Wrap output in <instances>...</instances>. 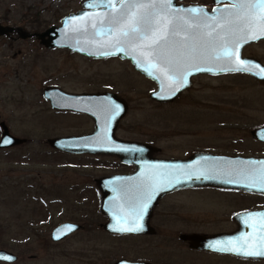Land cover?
<instances>
[{
	"label": "flooded vegetation",
	"instance_id": "flooded-vegetation-1",
	"mask_svg": "<svg viewBox=\"0 0 264 264\" xmlns=\"http://www.w3.org/2000/svg\"><path fill=\"white\" fill-rule=\"evenodd\" d=\"M176 3L183 6H199L212 12L216 8L231 7L234 2L176 0ZM33 9L34 5L29 6L25 11L27 13L22 17V25H17L12 22L6 0H0V104L11 100L12 71L27 70L41 63L43 56L54 54L55 50H64L73 56L94 62L118 60L127 63L133 74L151 84L152 89L148 97L155 106H170L183 99L188 103L202 104L201 97L186 95L194 87L196 79L205 77H241L249 84V88L255 86L264 92V38L245 45L241 51L242 58L254 60L253 63L261 68L263 74L259 78L239 72L196 75L190 79L189 87L173 101L163 103L150 99L151 93L157 90V85L137 72L127 60L117 57L94 59L67 49H53L43 45L36 34L44 30L35 29L40 25L41 14L32 13ZM256 47H261L259 53L254 50ZM82 84H91L90 87L95 89L77 92L50 85L43 88L42 97L44 98V90L49 88L58 90H55L58 94L61 91L72 95H105L100 102H105L108 108L110 106L112 115L117 117L122 108L126 116L130 108L129 100L118 82ZM44 100L50 105L48 99ZM101 103L93 108L95 113L101 111L104 106ZM248 107V111L242 116L238 114L235 117L233 113L228 112L222 120L214 113L185 114L191 117L187 128L145 130L136 132L134 138L118 134L125 118L123 116L112 126V135L94 140V143L101 141V144L75 150L83 149L85 152L95 153L75 154L71 153V150H56L48 144V140L53 138L47 139L48 146L55 153L81 159L74 163L77 168L85 170L80 171L79 182L65 185L67 194L71 192L74 195L67 199L73 200L76 207H84L86 202H95L96 208L92 211L95 218H98L91 221L89 219L87 225L73 219L56 224L54 228L70 223L77 225L78 229L53 243L60 244L79 236L80 233H90V228L95 226L106 239L117 244L127 243L137 249L133 258L128 259L126 255H122L113 264L120 260L146 264H264V256H244L235 252L217 251L210 247L247 237L250 241L248 250H264V240L259 239L264 235V229L261 228L264 221L259 217L249 219L248 216L249 213H264V194L257 190L262 187L259 169L261 162H264V112L251 113L250 102ZM53 111L56 114L83 117L95 128V121L87 113L72 109ZM236 119H244L243 124L235 122ZM6 130L13 136L7 124L1 121L0 139ZM93 131L56 136L55 139L88 136ZM165 136L172 137H168L167 144H161L160 139ZM20 140L21 144L0 149V153L7 154L6 158L10 160L9 152L25 145L26 140ZM73 167L75 168L74 165ZM210 172L216 177L205 179L203 176L209 175ZM228 180L231 182L226 183ZM162 184L166 186L162 187ZM250 184L254 186L246 187ZM56 190L60 191L59 184ZM58 199L57 197L55 200ZM109 216L115 217L112 219L114 225L111 226L114 231L108 229L111 222ZM39 224L40 221L36 226ZM137 225L141 231L125 233L116 230ZM37 227L34 232L38 231ZM192 238L201 239L196 242ZM215 238L216 241L212 240ZM232 246L237 245L234 243Z\"/></svg>",
	"mask_w": 264,
	"mask_h": 264
},
{
	"label": "rangeland",
	"instance_id": "rangeland-1",
	"mask_svg": "<svg viewBox=\"0 0 264 264\" xmlns=\"http://www.w3.org/2000/svg\"><path fill=\"white\" fill-rule=\"evenodd\" d=\"M83 1L6 0L12 22L17 25H22L26 9L34 5L32 13L41 14L40 25L35 27L39 31L59 26L60 19L79 11ZM260 49L254 48L258 53ZM129 71L130 66L118 60L94 62L64 50L43 56L41 63L27 70L12 71L11 100L0 104V122L4 121L10 133L26 143L9 152L10 160L0 153V249L17 255L14 264H113L122 255L131 259L137 253L127 243L117 244L101 236L95 226L90 233H80L60 244L51 241L52 229L62 221L73 219L87 225L89 219L98 218L93 213L95 202L76 207L67 199L74 195L67 194L65 185L79 182V173L85 170L74 163L81 159L55 153L47 139L93 131L94 127L83 117L56 114L42 97L43 88L58 85L78 92L95 89L82 82H118L130 105L118 134L127 138L145 130L187 128L191 117L185 114L214 113L221 120L228 112L242 116L249 109L248 102L251 113L264 112V92L255 86L249 88L241 77L196 79L186 96L201 97L202 104L183 99L170 106H155L148 97L151 84ZM235 122L243 124L244 119ZM168 137L172 136L161 138V144H167ZM58 184L60 191L56 190ZM36 227L38 231L34 232Z\"/></svg>",
	"mask_w": 264,
	"mask_h": 264
},
{
	"label": "water",
	"instance_id": "water-1",
	"mask_svg": "<svg viewBox=\"0 0 264 264\" xmlns=\"http://www.w3.org/2000/svg\"><path fill=\"white\" fill-rule=\"evenodd\" d=\"M231 2H235V0H230ZM111 2L115 5V8H108L105 5L107 4V0H104V3L99 7H88L89 3L97 4L100 3V0H84L81 4V9L75 13H70L60 20L59 26H51L47 28L42 33L36 34L40 39L41 43L48 48L53 49H67L73 53H78L86 57L94 58V59H102V58H119L121 60H127L131 63L134 69L144 75L146 78L152 80L157 85V90L150 95V99L158 101V102H170L173 101L180 93H182L187 87L190 85V79L193 76L200 74H208V75H220L225 73H232L236 71H220L221 67H228L224 64L222 60H216L214 58L203 59L197 61V66L200 69H205L201 71H197L196 68H189L188 72L191 73L186 75V82H181L179 78L174 80H169L161 75L159 71L155 68H150L149 64L146 62L145 58L140 55L141 49L137 44H124L121 43L117 45L114 39V33H109L108 29L110 25L108 24L109 14H116L121 10V2L122 0H111ZM159 4H167V0H157ZM191 8H199L203 11L199 14H191L188 12V9ZM215 10V11H214ZM212 12H208L202 7L199 6H183L181 4H177L176 0H171V3L168 4L167 8L162 11L158 8L157 11L160 12V15L167 16L169 20H174L178 24H183L185 21L192 25L193 27L196 23L208 24L212 25L217 20L225 15L231 7H221L216 8ZM88 13L91 19L82 18L81 14ZM203 13H207L208 15L205 17ZM194 15L197 17L194 19ZM73 17L76 19L74 20ZM103 19L105 23L101 25L99 21ZM96 21V28L92 27V22ZM86 27V31L83 29ZM205 31H212L211 27L205 28ZM215 31H219L216 29ZM96 32H102L101 35H95ZM185 33L181 31L180 37L177 39H181ZM264 37H261L262 39ZM260 39L250 41L249 43L243 44L239 49V59L250 62L251 71H241L239 73H249L258 77L263 74V71L260 67L255 65L254 60L250 61L248 59L242 58L241 51L242 48L250 44L252 42H256ZM119 48H123V51H119ZM107 52L109 55H102V53ZM153 64H156L157 67H161L156 60L152 61ZM148 69V71H145ZM206 69H211L210 71ZM157 76H160L161 79H156ZM56 89H45L43 92V96L45 99L50 101V105L53 109H72L78 112H84L90 115L95 121V128L91 135L82 136V137H68L61 139H50L48 140V144L51 148L61 151L71 150V153L82 154V153H95V152H85V150L81 149L79 151H75L80 148H87L92 145H99L101 141L95 142L94 140L101 136L112 135V126L115 122L122 118L125 114V111L120 108L118 111L117 117L113 116L111 110L108 108V105L105 102H100L101 98H104L105 95H72L66 94L64 92L59 91L60 93H55ZM58 90H56L57 92ZM103 100V99H102ZM105 101V100H104ZM102 104L101 111L95 113L93 108L96 105ZM10 140L11 142L0 143V149L13 147L22 143V140L15 138L7 132H4V135L1 137L0 141ZM132 145H135L127 143ZM126 148V146H125ZM136 150V149H134ZM209 175H204L205 179H213L216 175L211 172ZM208 176V177H207ZM166 186L162 184V187ZM164 191V189H163ZM112 207V206H111ZM111 222L108 225V229L110 231H114L111 229V226L114 225L112 219L115 217L109 216ZM70 229V230H69ZM78 229L77 225L64 223L54 228L50 233V239L52 242L58 241L65 236L69 235L71 232ZM126 233V232H125ZM128 233V232H127ZM199 238V237H197ZM192 238L194 241H199L200 239ZM216 241L217 239H212ZM211 241V239L209 240ZM18 260L17 256L13 253H10L6 250L0 249V263L12 264ZM115 264H146V263H134L127 260H120Z\"/></svg>",
	"mask_w": 264,
	"mask_h": 264
},
{
	"label": "snow or ice",
	"instance_id": "snow-or-ice-1",
	"mask_svg": "<svg viewBox=\"0 0 264 264\" xmlns=\"http://www.w3.org/2000/svg\"><path fill=\"white\" fill-rule=\"evenodd\" d=\"M104 3H89L88 7H99ZM167 4H159L157 0H122L121 10L116 14H109L108 32L114 33L117 45L137 44L141 49L140 55L145 58L150 68H155L162 76L169 80L179 78L181 82H186V75L189 68H196L197 71L205 70L197 66V61L214 58L222 60L228 67H221L220 71H251L250 62L239 59V49L243 44L249 43L264 37V0H235L225 15L212 25L206 23H196L193 27L186 21L178 24L174 20H169L167 16L160 15L157 11L167 8ZM108 8H115L111 0H107L105 5ZM203 10L199 8L188 9L191 14H199ZM215 11V10H214ZM206 17L208 14L203 13ZM82 18L91 19L88 13L81 14ZM197 17L194 15L193 17ZM75 20L76 18L73 17ZM101 25L105 23L103 19L99 21ZM92 27L96 28V21L92 22ZM211 27L212 31H205ZM219 29V31H215ZM86 31V27L83 29ZM181 31L185 35L181 39ZM101 35L102 32H96ZM123 51V48H119ZM102 55H109L104 52ZM156 60L161 67H157L152 61ZM210 71L211 69H206ZM148 71V69H145ZM156 79H161L157 76ZM10 140L0 141V143ZM261 188L257 189L264 194V162H261L259 169ZM230 183L231 180L225 181ZM254 184L246 185L253 187ZM149 199L151 196L149 195ZM146 207V205H144ZM142 214V213H141ZM249 219L259 217L264 221V213H249ZM264 229V224H261ZM70 230V229H69ZM120 232L141 231L139 225L134 227L118 228ZM264 240V235L259 237ZM237 246L233 247V244ZM217 251L235 252L244 256H264V250H248L250 241L247 237H240L237 241H227L224 245H210Z\"/></svg>",
	"mask_w": 264,
	"mask_h": 264
}]
</instances>
